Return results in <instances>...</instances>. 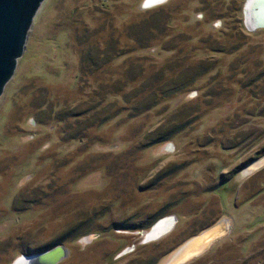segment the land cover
Here are the masks:
<instances>
[{"label":"rangeland","instance_id":"rangeland-1","mask_svg":"<svg viewBox=\"0 0 264 264\" xmlns=\"http://www.w3.org/2000/svg\"><path fill=\"white\" fill-rule=\"evenodd\" d=\"M244 1L41 2L0 94V264L56 244V264H264V27Z\"/></svg>","mask_w":264,"mask_h":264},{"label":"water","instance_id":"water-1","mask_svg":"<svg viewBox=\"0 0 264 264\" xmlns=\"http://www.w3.org/2000/svg\"><path fill=\"white\" fill-rule=\"evenodd\" d=\"M42 1L0 0V94L14 72L17 58L24 49L28 29ZM164 1L157 0L156 2ZM263 6L264 0L244 1V22L249 30L264 27V17L258 16V10ZM166 217L170 218L172 223L160 234L166 232L175 220L173 215ZM154 225H151L150 230ZM64 256L65 250L62 244H56L42 251L21 254V260L17 261V264H56ZM15 260L16 258L12 264Z\"/></svg>","mask_w":264,"mask_h":264},{"label":"bare ground","instance_id":"bare-ground-1","mask_svg":"<svg viewBox=\"0 0 264 264\" xmlns=\"http://www.w3.org/2000/svg\"><path fill=\"white\" fill-rule=\"evenodd\" d=\"M156 1L157 0H144L143 4L146 6H150V5L156 4L157 3ZM258 16L264 17V6L258 10ZM247 170H248V168H247ZM171 223L172 222H171L170 218H168L166 216L160 218L158 221H156L154 227L151 229L152 233L150 234V236H151L150 238L153 239V238L159 236L160 233L163 232L167 227H169V224H171ZM218 230L221 231L220 227L218 229V227L215 226V227L209 228L206 231H203L202 233L196 235L194 238H192V240H190L186 244V247L183 248V250L181 252L182 254L180 253L181 255L178 258H180V257L183 258V257H186L189 254L193 253L195 251L194 250L195 247H197L201 242L207 241L208 238L217 234ZM20 257H21V255L16 257L14 264H17V261L21 260Z\"/></svg>","mask_w":264,"mask_h":264},{"label":"trees","instance_id":"trees-1","mask_svg":"<svg viewBox=\"0 0 264 264\" xmlns=\"http://www.w3.org/2000/svg\"><path fill=\"white\" fill-rule=\"evenodd\" d=\"M162 139H165V138H162ZM153 221V220H152ZM152 221L151 222H147V223H143V224H141L140 226H139V228L140 229H142V228H149L150 226H151V224H152ZM150 225V226H149ZM138 228V227H137ZM75 229H73V228H70V229H68V230H66L65 231V235H69V234H71V233H74L73 231H74ZM77 235V234H76ZM57 242H54L53 244H56Z\"/></svg>","mask_w":264,"mask_h":264},{"label":"flooded vegetation","instance_id":"flooded-vegetation-1","mask_svg":"<svg viewBox=\"0 0 264 264\" xmlns=\"http://www.w3.org/2000/svg\"><path fill=\"white\" fill-rule=\"evenodd\" d=\"M159 220V219H158ZM157 220V221H158ZM156 223V222H155ZM154 225V224H153ZM148 232V233H147ZM152 232H151V230H150V228H149V230H145L144 232H142V237H144V238H146L145 240L147 241V240H151L152 238H150L151 236H150V234H151ZM144 235V236H143Z\"/></svg>","mask_w":264,"mask_h":264}]
</instances>
